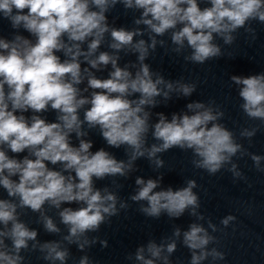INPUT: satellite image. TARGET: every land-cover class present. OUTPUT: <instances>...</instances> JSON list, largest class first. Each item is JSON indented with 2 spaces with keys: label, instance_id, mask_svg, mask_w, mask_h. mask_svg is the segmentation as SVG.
<instances>
[{
  "label": "clouds",
  "instance_id": "1",
  "mask_svg": "<svg viewBox=\"0 0 264 264\" xmlns=\"http://www.w3.org/2000/svg\"><path fill=\"white\" fill-rule=\"evenodd\" d=\"M118 8L132 15L131 27L117 25L119 15L112 13ZM0 19L14 30L11 39L0 35V188L7 194L0 197V264H25L37 252L47 264H67L73 245L85 253L73 264H95L87 250L108 242L90 234L130 208L119 196V178L137 171L138 160L159 172L162 154L175 148L190 151L193 167L210 176L224 169L234 182L247 181L234 157L250 158L264 173V156L248 151L221 123L225 112L215 100L189 102L170 118L153 112L173 97H191L197 82L166 79L147 62L162 48L186 64L203 65L225 55L217 39L231 46L240 29L254 42L252 22L264 24V0H0ZM127 56L135 61L121 64ZM103 72L106 77L98 75ZM230 81L241 111L260 122L239 131L251 144L264 127V72ZM49 111L54 121L45 115ZM92 132L107 148L92 150ZM107 149H123L125 158ZM109 178L110 184L97 187ZM162 179L163 173L137 176L128 199L145 217L187 213L194 222L184 231L174 227L159 244L149 240L126 259L172 264L179 242L190 252L189 264L225 260L213 235L223 229L201 213L196 180L174 189L161 187ZM29 211L37 214L34 223L59 239L41 241L23 219ZM236 219L226 215L220 225L228 228Z\"/></svg>",
  "mask_w": 264,
  "mask_h": 264
}]
</instances>
